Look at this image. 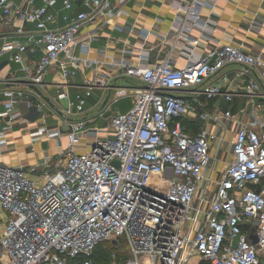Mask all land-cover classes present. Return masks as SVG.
Wrapping results in <instances>:
<instances>
[{"label": "built area", "instance_id": "obj_1", "mask_svg": "<svg viewBox=\"0 0 264 264\" xmlns=\"http://www.w3.org/2000/svg\"><path fill=\"white\" fill-rule=\"evenodd\" d=\"M112 1L0 0V30L5 29L0 34V118L6 119L0 144H6L4 135L19 117L16 99L31 103L33 95L28 87L31 93L7 84L25 79L40 88L52 69L65 79L79 70L94 71L84 92L53 96L63 115L74 117L68 121L64 165L44 172L39 185L21 167L0 161V258L7 257L9 264H71L80 257L79 264H190L197 255L207 264H263L264 119L235 120L229 110L223 116L201 114L204 120H231L235 127L230 158L217 172L212 163L221 136L206 126L191 132L184 119L196 117L198 109L186 92H198L228 64L258 68L259 80L250 78L245 90L264 97V52L214 42L204 54L190 53L181 67L173 65L171 54L150 66L124 57L106 62L89 55V41L80 35L92 20L126 13ZM139 36L144 47L156 35ZM27 54L36 56L33 63ZM2 62L16 68L5 70ZM105 64L140 81L128 88L132 106L106 115L118 100L114 96L95 115L83 117L94 89L114 88L98 70ZM202 92L221 93L214 84ZM44 105L35 104L40 112ZM99 119L106 123L98 125ZM39 132L59 134L46 127ZM85 136L89 142L79 152ZM48 161L38 167L49 166ZM252 227L255 245L247 240ZM120 236L128 239L132 256L94 258L100 242L119 245Z\"/></svg>", "mask_w": 264, "mask_h": 264}, {"label": "crops", "instance_id": "obj_2", "mask_svg": "<svg viewBox=\"0 0 264 264\" xmlns=\"http://www.w3.org/2000/svg\"><path fill=\"white\" fill-rule=\"evenodd\" d=\"M112 2L115 8L121 7L126 13L120 17L102 16L92 20L85 25L80 35V40L89 41V55L106 62L124 57L132 63L141 62L150 66L171 54L173 65L181 67L188 62L190 53L193 56L204 54L214 42L241 45L251 53L264 52V0H126L121 4L119 0ZM75 8L79 10L82 6L77 4ZM57 24L61 25V21ZM132 26L136 31H130ZM0 31V34H3L5 29ZM139 32L156 36H150L147 45L140 47L143 39ZM192 41L197 43L192 45ZM35 57L27 54L30 63L35 61ZM1 65L5 70L16 68V65L11 63L2 62ZM98 70L103 78L112 82L114 88L111 91L94 89L82 116L91 117L103 109V102L109 93L110 99L111 95L118 97L116 102L124 93L130 100L125 108H116V102L113 103L108 111L105 109L106 115L112 110H129L133 103V94L128 88L139 84L140 81L128 78L122 70L116 71L108 64L98 67ZM258 73L259 69L256 67L228 64L218 73L208 77L198 88V92H186L189 100L198 103L197 116H187L184 119L187 129L197 132L206 126L221 136L228 121V130L234 135L235 127L231 120L222 119L223 122H217L210 118H201V114L209 117L223 116L227 110L239 121L249 120L251 117L264 119V97L248 94L245 90L250 78L259 80ZM223 75H227L228 80H224ZM93 77L94 71L79 70L76 75L65 79L58 70L52 69L45 79V85L40 89L53 101V96L58 91H68L71 94L84 92L86 83L93 80ZM210 84L218 86L221 93L211 97L203 93L202 90ZM24 90L31 93L26 87ZM32 93L34 96L30 94L31 103L26 97L16 99L19 117L13 129L4 135L6 144H0V161L21 167L27 178L35 182L43 180L44 183V172H50L66 162L68 121L74 117L68 119L58 114L36 92ZM226 93L231 94V100L226 99ZM40 101L45 104L41 112L35 106ZM49 111L51 113H48ZM49 117L55 122L53 127L47 125ZM5 120L0 118V132ZM97 123L103 125L101 119ZM44 127L57 130L59 134L39 132ZM88 142L89 139L85 136L77 151H84ZM218 155L219 153L214 154V160L217 159V162L221 163V170L224 164L218 159ZM46 157L49 159V166L38 167ZM224 157L226 162L230 158L229 152ZM195 257L198 258L193 260ZM202 262L207 264L196 255L192 257L190 264ZM0 264H9V259L0 258Z\"/></svg>", "mask_w": 264, "mask_h": 264}, {"label": "rangeland", "instance_id": "obj_3", "mask_svg": "<svg viewBox=\"0 0 264 264\" xmlns=\"http://www.w3.org/2000/svg\"><path fill=\"white\" fill-rule=\"evenodd\" d=\"M122 98L116 102L115 107L116 108H125L127 107V104L130 100V98H128V96H126V93L121 95ZM111 99L114 97V95L110 96ZM126 105V106H125ZM115 108V109H116ZM48 113H51L50 111ZM112 113H115V111L112 110ZM103 124H105L106 122H104L102 120ZM55 124V122L53 121V119H51L50 117L48 118V122L47 125L49 127H53ZM229 122L227 121L224 129L225 131L221 134V142L219 144V155H218V159L223 161V164H225V160L226 157H224L230 150L231 147V140H232V136H233V132H230L228 130L229 128ZM59 137V136H58ZM213 168L217 171H220V167H221V163L219 164V162H217V159L213 161L212 163ZM29 176V175H28ZM30 177V176H29ZM38 180H36L37 182ZM37 184L42 185L43 184V180H39V182H37ZM117 241L119 242V245H115L114 243H111V241H102L98 244L94 255L98 256V255H102L105 254V258L106 260H110L111 258H113V256L115 255L117 260H124L126 259V257H130L132 256L131 251H130V246H129V241L125 236H120ZM198 257L193 258V260L197 259ZM202 264H205L204 262H202ZM263 264H264V258H263Z\"/></svg>", "mask_w": 264, "mask_h": 264}, {"label": "water", "instance_id": "obj_4", "mask_svg": "<svg viewBox=\"0 0 264 264\" xmlns=\"http://www.w3.org/2000/svg\"><path fill=\"white\" fill-rule=\"evenodd\" d=\"M7 86H23V87H28L30 89H32L34 92H36L52 109H54L58 114L63 115L62 111L58 108V106H56V104L51 100V98L47 95H45L42 90L36 86L35 84H33L32 82H30L29 80H25V79H16L14 80L12 83L7 84ZM110 93L108 94V96L106 97V99L103 102V106L105 105V103L107 102L108 98H109ZM247 240L251 245H255L258 242L257 239V234H256V228L252 227L247 235ZM112 243L116 244V240H113Z\"/></svg>", "mask_w": 264, "mask_h": 264}, {"label": "trees", "instance_id": "obj_5", "mask_svg": "<svg viewBox=\"0 0 264 264\" xmlns=\"http://www.w3.org/2000/svg\"><path fill=\"white\" fill-rule=\"evenodd\" d=\"M184 124H185V122H184ZM111 243H112V241H111ZM115 245H116V244H115ZM97 246H98V245H97ZM96 248H97V247H96ZM96 248H95V250H96ZM95 250H94V252H95ZM93 256H94V258L97 259V260L107 261L106 258H105V254L98 255V256H95V255L93 254ZM80 262H81V257H80V258H76L75 260H70V261H69V263H71V264H79Z\"/></svg>", "mask_w": 264, "mask_h": 264}]
</instances>
